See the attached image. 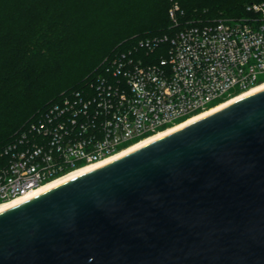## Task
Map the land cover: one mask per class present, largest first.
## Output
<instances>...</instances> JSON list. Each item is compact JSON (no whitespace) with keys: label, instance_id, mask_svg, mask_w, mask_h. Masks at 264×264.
Wrapping results in <instances>:
<instances>
[{"label":"water","instance_id":"obj_1","mask_svg":"<svg viewBox=\"0 0 264 264\" xmlns=\"http://www.w3.org/2000/svg\"><path fill=\"white\" fill-rule=\"evenodd\" d=\"M0 264H264V88L1 211Z\"/></svg>","mask_w":264,"mask_h":264},{"label":"built area","instance_id":"obj_2","mask_svg":"<svg viewBox=\"0 0 264 264\" xmlns=\"http://www.w3.org/2000/svg\"><path fill=\"white\" fill-rule=\"evenodd\" d=\"M178 9H169L175 24ZM261 76L264 0L244 15L140 38L107 55L81 87L63 92L0 147V202L116 154Z\"/></svg>","mask_w":264,"mask_h":264},{"label":"trees","instance_id":"obj_3","mask_svg":"<svg viewBox=\"0 0 264 264\" xmlns=\"http://www.w3.org/2000/svg\"><path fill=\"white\" fill-rule=\"evenodd\" d=\"M65 1L0 0V147L63 92L81 87L107 55L191 23L244 15L262 0Z\"/></svg>","mask_w":264,"mask_h":264},{"label":"bare ground","instance_id":"obj_4","mask_svg":"<svg viewBox=\"0 0 264 264\" xmlns=\"http://www.w3.org/2000/svg\"><path fill=\"white\" fill-rule=\"evenodd\" d=\"M263 88H264V81L253 86L252 88H250L248 90H245V91H243V92H241V93H239V94H237L231 98L226 99L225 101H222V102L212 106L211 108H209L205 111L194 114L193 116L188 117V118L184 119L183 121L176 123L173 126H170L166 129H163V130L159 131L158 133H155L154 135L143 138L140 141L132 144L131 146L126 147L123 150L117 152L116 154H113V155H111V156H109V157H107V158H105L99 162L89 163V164H87L81 168H78L76 170L71 171L70 173H68L64 176L53 179L52 181H49L46 184L39 186L38 188L32 189V190H30V191H28L22 195H19L16 198L0 202V212L11 207V206H14V205L20 203V202H22L28 198H31V197H33V196H35V195H37V194H39L45 190H48V189H50V188H52V187H54V186H56L62 182H65V181H67V180H69V179H71V178H73L79 174H82V173H84V172H86V171H88V170H90L96 166H99V165H101V164H103V163H105V162H107L113 158H116V157L130 151V150H133L137 147L145 145V144H147V143H149V142H151V141H153L159 137H162V136H164V135H166L172 131H175V130L195 121L196 119H198L204 115H207L211 112H214V111H216V110H218V109H220V108H222V107H224V106H226V105H228V104H230V103H232V102H234V101H236L242 97H245V96L252 94V93H254L260 89H263Z\"/></svg>","mask_w":264,"mask_h":264},{"label":"rangeland","instance_id":"obj_5","mask_svg":"<svg viewBox=\"0 0 264 264\" xmlns=\"http://www.w3.org/2000/svg\"><path fill=\"white\" fill-rule=\"evenodd\" d=\"M94 1H98V0H94ZM65 2H66L67 4H68V3H73V0H66ZM82 2H83V1H82ZM82 2H81V3H82ZM81 3H80V4H81ZM92 5H93V2H92L90 5L85 4L84 7H83V9H84V8L87 9V7H91ZM94 5H95V3H94ZM109 43H110V42H109ZM97 49L99 50V48H97ZM261 78H264V76H261Z\"/></svg>","mask_w":264,"mask_h":264}]
</instances>
